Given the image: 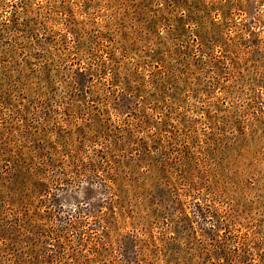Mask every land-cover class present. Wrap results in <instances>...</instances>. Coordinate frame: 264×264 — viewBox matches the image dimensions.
I'll return each mask as SVG.
<instances>
[{"label":"rangeland","instance_id":"1","mask_svg":"<svg viewBox=\"0 0 264 264\" xmlns=\"http://www.w3.org/2000/svg\"><path fill=\"white\" fill-rule=\"evenodd\" d=\"M0 264H264V0H0Z\"/></svg>","mask_w":264,"mask_h":264},{"label":"trees","instance_id":"2","mask_svg":"<svg viewBox=\"0 0 264 264\" xmlns=\"http://www.w3.org/2000/svg\"><path fill=\"white\" fill-rule=\"evenodd\" d=\"M108 53H109V52H108ZM113 60H114V59H113V54H110V58L108 59V63L112 65L113 62H114ZM103 64L105 65V62H103Z\"/></svg>","mask_w":264,"mask_h":264}]
</instances>
